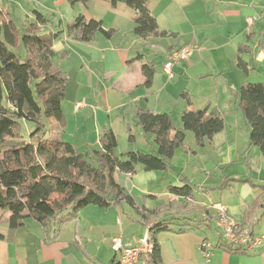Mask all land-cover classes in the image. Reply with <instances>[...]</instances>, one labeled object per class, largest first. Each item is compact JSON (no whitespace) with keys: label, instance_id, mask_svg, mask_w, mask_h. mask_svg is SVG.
Listing matches in <instances>:
<instances>
[{"label":"crops","instance_id":"0c3cea01","mask_svg":"<svg viewBox=\"0 0 264 264\" xmlns=\"http://www.w3.org/2000/svg\"><path fill=\"white\" fill-rule=\"evenodd\" d=\"M149 8L166 33L138 35L136 9L124 1L0 0V15L19 26L35 21L39 11L49 20L42 33L61 31L52 62L67 77L65 123L54 135L62 139L64 126L67 133L79 129L85 139L76 146L80 152L99 147L105 129L117 134L118 155L156 152L155 135L135 126L138 108L169 114L175 128L182 126L185 110L216 108L225 119L224 129L203 145L186 131L167 169L116 172L134 204H89L56 235L33 217H20L21 224L13 226L11 213L1 212L0 264H118L114 240L138 246L160 219L175 224L157 234L158 255L142 254L136 264H264V245L239 252L214 222L223 205L238 228L248 225L264 234V154L250 146L251 126L233 101L244 84L264 82V0H149ZM79 16L101 20L111 35L99 31L90 41L75 39L67 25ZM248 17H256L251 25ZM184 47L191 53L174 64L170 79L164 66ZM146 64L154 71L149 84ZM64 140L74 143L69 136ZM186 185L192 187L188 195L172 190Z\"/></svg>","mask_w":264,"mask_h":264},{"label":"trees","instance_id":"16d2710c","mask_svg":"<svg viewBox=\"0 0 264 264\" xmlns=\"http://www.w3.org/2000/svg\"><path fill=\"white\" fill-rule=\"evenodd\" d=\"M112 1H124L136 9L138 35L146 38L166 33L160 30L149 0ZM35 14V21L27 20L21 26L0 15V213L10 212L13 226L21 224L20 217H33L47 233L56 235L89 204L109 207L121 200L134 204L133 197L117 182L116 172L133 174L139 166L147 170L167 169L176 150L184 144L186 131L194 132L196 142L203 145L205 138H212L224 129L225 119L216 108L210 112L185 110L182 126L175 128L169 114L138 108L133 121L146 134L155 135L158 149L152 153L130 150L118 155L119 140L112 129L102 132L99 147H89L83 152L61 138H48L41 118L54 116L57 120L54 129L65 123L62 101L67 77L52 62V44L61 31L42 33V25L49 20L39 11ZM99 31L108 36L112 33L103 28L101 20H87L83 16L67 25L69 35L84 41L92 40ZM240 64L245 67L244 62ZM144 73L146 83H151L153 67L146 64ZM233 101L251 126L250 146L258 147L264 154V82L244 84L234 93ZM20 120L37 123L31 140L18 136ZM129 129L131 138L135 137L133 129ZM172 190L188 195L192 187H172ZM173 224V219H160L150 226L148 239L154 250L147 254L158 255L157 234L171 229ZM180 226V230L185 229ZM228 244L245 252L244 246Z\"/></svg>","mask_w":264,"mask_h":264},{"label":"built area","instance_id":"2783aa9c","mask_svg":"<svg viewBox=\"0 0 264 264\" xmlns=\"http://www.w3.org/2000/svg\"><path fill=\"white\" fill-rule=\"evenodd\" d=\"M256 17H248V23H254ZM191 53L189 47H184L174 50L168 58L164 66V70L168 77H174L173 66L174 64L184 58H187ZM215 225L219 229L222 238L228 243H232L247 248H252L259 245H264V234L256 235L253 233L252 228L248 225L238 228L236 221L228 213L225 206L220 205L217 207V217L215 218ZM204 248H208L210 244L207 241L202 243ZM113 248L120 252V261L118 264H136L142 254L150 253L154 250V244L147 238L141 241V244L134 247H125L122 244L121 238H116L113 243ZM210 252H206L209 255Z\"/></svg>","mask_w":264,"mask_h":264},{"label":"rangeland","instance_id":"374dc122","mask_svg":"<svg viewBox=\"0 0 264 264\" xmlns=\"http://www.w3.org/2000/svg\"><path fill=\"white\" fill-rule=\"evenodd\" d=\"M240 114V112H238ZM51 120V121H50ZM56 123H57V120L55 119L54 116L52 117H47V116H42L41 118V126L43 128V130L45 131L46 133V136L49 138H56V135H54V127L56 126ZM37 123L35 122H32V121H28V120H20L19 121V126H18V129H19V135H21V138L24 139V140H31L30 137H31V134L32 132L37 128ZM63 130L64 131H61L62 133H66L64 135V137L62 138V140L68 138L73 140V142L75 143H72L75 147L77 145H81L83 144V142L85 141V139H83V136L82 134L80 133L79 129L77 128H73V129H69L68 133L66 131V126L63 127ZM15 140V138H14ZM13 141V140H12ZM65 141V140H64Z\"/></svg>","mask_w":264,"mask_h":264}]
</instances>
